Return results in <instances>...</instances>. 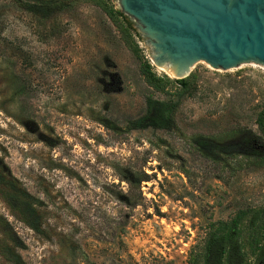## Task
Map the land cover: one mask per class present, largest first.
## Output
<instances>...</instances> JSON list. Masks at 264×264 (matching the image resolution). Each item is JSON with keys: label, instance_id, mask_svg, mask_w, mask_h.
I'll use <instances>...</instances> for the list:
<instances>
[{"label": "rangeland", "instance_id": "rangeland-1", "mask_svg": "<svg viewBox=\"0 0 264 264\" xmlns=\"http://www.w3.org/2000/svg\"><path fill=\"white\" fill-rule=\"evenodd\" d=\"M65 1L43 18L0 0V172L44 222L29 228L0 186V264L12 251L26 264H202L213 224L264 207V159H213L194 139L250 131L264 145V66L197 61L182 84L133 24L120 32L97 0ZM147 94L180 100L172 129L128 126Z\"/></svg>", "mask_w": 264, "mask_h": 264}, {"label": "water", "instance_id": "water-1", "mask_svg": "<svg viewBox=\"0 0 264 264\" xmlns=\"http://www.w3.org/2000/svg\"><path fill=\"white\" fill-rule=\"evenodd\" d=\"M154 63L175 79L204 61L228 70L264 66V0H114Z\"/></svg>", "mask_w": 264, "mask_h": 264}, {"label": "trees", "instance_id": "trees-1", "mask_svg": "<svg viewBox=\"0 0 264 264\" xmlns=\"http://www.w3.org/2000/svg\"><path fill=\"white\" fill-rule=\"evenodd\" d=\"M14 1L21 9L43 18L53 16L69 5L65 0ZM97 1L120 32L132 26V21L121 10L114 8V5L106 0ZM150 69L151 66L147 63L145 81L155 90H163L162 78L153 74ZM175 80L182 84L186 82L184 78ZM179 103L178 98L160 99L147 94L142 112L130 119L128 126L136 130H170L175 126ZM257 125L264 133V112L257 118ZM194 142L201 152L213 159L233 154L264 159V145L250 131L240 133L236 140L229 143H220L204 136L196 137ZM0 186L6 187L10 192L9 203L19 212L27 226L38 234L44 233L38 200L26 188L20 186L15 177L10 178L5 172H0ZM213 225L204 241L202 264H264V207L253 210L240 209L230 222H217ZM11 261L13 264H26L22 256L15 251L11 252ZM188 264H193L191 259Z\"/></svg>", "mask_w": 264, "mask_h": 264}, {"label": "bare ground", "instance_id": "bare-ground-1", "mask_svg": "<svg viewBox=\"0 0 264 264\" xmlns=\"http://www.w3.org/2000/svg\"><path fill=\"white\" fill-rule=\"evenodd\" d=\"M162 69V68H161Z\"/></svg>", "mask_w": 264, "mask_h": 264}]
</instances>
